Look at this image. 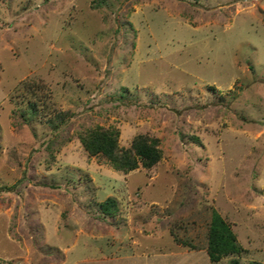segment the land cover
I'll use <instances>...</instances> for the list:
<instances>
[{
    "label": "rangeland",
    "instance_id": "1",
    "mask_svg": "<svg viewBox=\"0 0 264 264\" xmlns=\"http://www.w3.org/2000/svg\"><path fill=\"white\" fill-rule=\"evenodd\" d=\"M94 125L160 161L88 155ZM213 209L245 249L217 263ZM233 259L264 264V0H0V264Z\"/></svg>",
    "mask_w": 264,
    "mask_h": 264
},
{
    "label": "trees",
    "instance_id": "2",
    "mask_svg": "<svg viewBox=\"0 0 264 264\" xmlns=\"http://www.w3.org/2000/svg\"><path fill=\"white\" fill-rule=\"evenodd\" d=\"M28 106L31 116H36L37 102L29 101ZM49 122H52V120L49 119ZM79 140L88 155L101 157L112 168L122 172H129L140 166L150 169L162 157L159 139L148 133L135 135L128 147H122L119 145V130L116 127L94 125L82 131L79 134ZM195 140L200 142L197 137H195ZM98 209L105 216H115L117 211L115 199L107 197L104 201L98 203ZM183 246L190 247L187 243H183ZM244 250L238 243L236 234L230 224L213 209L206 247L209 260L217 263L227 256H239ZM233 264H238V261L233 259ZM251 264L262 263L253 262Z\"/></svg>",
    "mask_w": 264,
    "mask_h": 264
}]
</instances>
